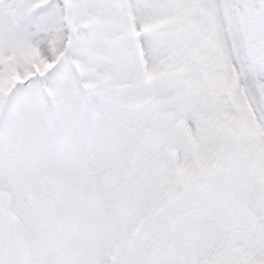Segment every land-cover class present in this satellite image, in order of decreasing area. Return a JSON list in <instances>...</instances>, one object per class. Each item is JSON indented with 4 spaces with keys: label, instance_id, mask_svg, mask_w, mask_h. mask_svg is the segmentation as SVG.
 I'll return each instance as SVG.
<instances>
[{
    "label": "snow or ice",
    "instance_id": "6c2138e0",
    "mask_svg": "<svg viewBox=\"0 0 264 264\" xmlns=\"http://www.w3.org/2000/svg\"><path fill=\"white\" fill-rule=\"evenodd\" d=\"M0 264H264V0H0Z\"/></svg>",
    "mask_w": 264,
    "mask_h": 264
}]
</instances>
